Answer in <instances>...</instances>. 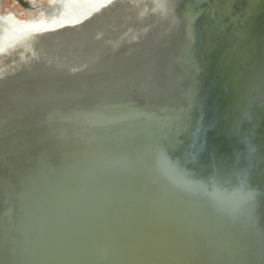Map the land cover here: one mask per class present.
Segmentation results:
<instances>
[{
  "label": "water",
  "instance_id": "obj_1",
  "mask_svg": "<svg viewBox=\"0 0 264 264\" xmlns=\"http://www.w3.org/2000/svg\"><path fill=\"white\" fill-rule=\"evenodd\" d=\"M48 3L0 17V264H264V0Z\"/></svg>",
  "mask_w": 264,
  "mask_h": 264
},
{
  "label": "flooded vegetation",
  "instance_id": "obj_2",
  "mask_svg": "<svg viewBox=\"0 0 264 264\" xmlns=\"http://www.w3.org/2000/svg\"><path fill=\"white\" fill-rule=\"evenodd\" d=\"M49 0H12L13 4L18 8L16 11H2L3 0H0V17L9 19L14 23L32 26L41 22H50L55 20V16L47 14L52 6Z\"/></svg>",
  "mask_w": 264,
  "mask_h": 264
},
{
  "label": "rangeland",
  "instance_id": "obj_3",
  "mask_svg": "<svg viewBox=\"0 0 264 264\" xmlns=\"http://www.w3.org/2000/svg\"><path fill=\"white\" fill-rule=\"evenodd\" d=\"M5 9L16 11L18 8L13 4L12 0H3L2 11H5ZM35 25H37V24H35ZM32 26H34V25H32Z\"/></svg>",
  "mask_w": 264,
  "mask_h": 264
},
{
  "label": "bare ground",
  "instance_id": "obj_4",
  "mask_svg": "<svg viewBox=\"0 0 264 264\" xmlns=\"http://www.w3.org/2000/svg\"><path fill=\"white\" fill-rule=\"evenodd\" d=\"M19 25L24 26L25 31L38 30L39 28L41 29V27H40L41 23H39V24H37V25H34V26H30V27L27 26V25H23V24H19ZM7 42H9V41H7ZM7 44H10V45H11V42H10V43H7ZM1 59H3V56H2V58H0V60H1Z\"/></svg>",
  "mask_w": 264,
  "mask_h": 264
}]
</instances>
